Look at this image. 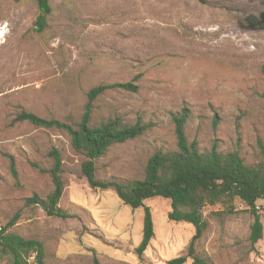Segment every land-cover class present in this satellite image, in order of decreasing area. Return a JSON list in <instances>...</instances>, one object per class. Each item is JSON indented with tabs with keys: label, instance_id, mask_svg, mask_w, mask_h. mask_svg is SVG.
I'll list each match as a JSON object with an SVG mask.
<instances>
[{
	"label": "rangeland",
	"instance_id": "rangeland-1",
	"mask_svg": "<svg viewBox=\"0 0 264 264\" xmlns=\"http://www.w3.org/2000/svg\"><path fill=\"white\" fill-rule=\"evenodd\" d=\"M42 32L38 0H0V230L43 242L46 264H167L187 252L195 227L171 221L170 200L145 201L155 237L143 258L144 207L133 209L113 189H93L87 158L59 129L18 121L22 111L78 122L89 90L132 83L137 90L101 95L93 123L114 117L149 129L96 159L98 179H143L157 149H176L173 112L190 111L186 132L202 150L238 151L247 164L264 147V0H50ZM256 20L257 22L255 23ZM53 149L61 152L65 219L50 216ZM15 163L18 178L11 171ZM264 225V198L257 202ZM233 211L207 206L208 227L195 244L213 264H264L263 237L250 242L254 217L240 200ZM29 264H36L35 255ZM189 258L185 264H192ZM0 264H11L0 254Z\"/></svg>",
	"mask_w": 264,
	"mask_h": 264
},
{
	"label": "trees",
	"instance_id": "trees-1",
	"mask_svg": "<svg viewBox=\"0 0 264 264\" xmlns=\"http://www.w3.org/2000/svg\"><path fill=\"white\" fill-rule=\"evenodd\" d=\"M38 4L40 13L35 30L42 32L48 25V15L52 12V7L50 0H38ZM258 24L260 28H264V21ZM116 89L136 91L137 87L132 83L100 84L92 87L78 122L48 119L26 110H22L16 119L38 127L66 132L71 146L87 158L82 164V173L93 189H113L124 204L133 209L144 207L143 238L135 249L139 258H143L155 237L152 211L145 205L146 200L154 197L170 200L169 220L190 223L195 227V234L187 252L170 259L167 264H185L189 258L193 260L192 264H213L208 257L197 254L195 246L208 227L204 216L207 206L222 204L233 211L236 200L244 203L254 217L249 238L251 244L255 245L263 237L264 231L257 205L264 198V147L261 148L262 160L255 164H247L238 151L224 152L218 150L217 145L209 150H202L196 140L190 142L188 139L186 124L190 111L187 107L171 114L177 148L157 149L147 162L143 179L120 181L96 177V159L103 156L111 146L133 140L150 128L141 121L127 123L121 117L93 123L94 102L105 92ZM262 96L264 98V92ZM50 156L54 162L49 170L54 189L45 198L35 194L28 199V204H38L48 215L65 219L69 213L60 205L65 190L62 178L63 159L58 149H53ZM11 171L18 178L13 159ZM13 223L12 221L0 230V254L10 257L11 264H29L28 259L32 255H35L37 264H46L43 242L9 231L8 227Z\"/></svg>",
	"mask_w": 264,
	"mask_h": 264
},
{
	"label": "bare ground",
	"instance_id": "bare-ground-1",
	"mask_svg": "<svg viewBox=\"0 0 264 264\" xmlns=\"http://www.w3.org/2000/svg\"><path fill=\"white\" fill-rule=\"evenodd\" d=\"M5 27L0 29V39L4 36V33H5Z\"/></svg>",
	"mask_w": 264,
	"mask_h": 264
},
{
	"label": "built area",
	"instance_id": "built-area-1",
	"mask_svg": "<svg viewBox=\"0 0 264 264\" xmlns=\"http://www.w3.org/2000/svg\"><path fill=\"white\" fill-rule=\"evenodd\" d=\"M36 264H37V262H36Z\"/></svg>",
	"mask_w": 264,
	"mask_h": 264
}]
</instances>
